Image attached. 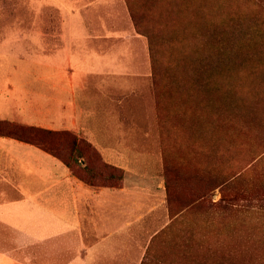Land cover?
<instances>
[{
    "label": "rangeland",
    "instance_id": "obj_1",
    "mask_svg": "<svg viewBox=\"0 0 264 264\" xmlns=\"http://www.w3.org/2000/svg\"><path fill=\"white\" fill-rule=\"evenodd\" d=\"M74 21L123 49L125 93L114 74L106 105L123 104L132 149L159 163L160 183L129 204L123 264H264V0H0V40ZM87 142L49 146L78 177L87 163L96 187H121Z\"/></svg>",
    "mask_w": 264,
    "mask_h": 264
},
{
    "label": "crops",
    "instance_id": "obj_2",
    "mask_svg": "<svg viewBox=\"0 0 264 264\" xmlns=\"http://www.w3.org/2000/svg\"><path fill=\"white\" fill-rule=\"evenodd\" d=\"M26 26L30 32L0 40V119L72 130L125 177L119 188L91 186L43 149L0 136V264H123L129 204L138 209L159 181V163L151 170L148 153L132 149L123 104L106 105L114 74L125 93L124 51L115 54L114 38L84 37L75 21L58 25L53 38Z\"/></svg>",
    "mask_w": 264,
    "mask_h": 264
},
{
    "label": "trees",
    "instance_id": "obj_3",
    "mask_svg": "<svg viewBox=\"0 0 264 264\" xmlns=\"http://www.w3.org/2000/svg\"><path fill=\"white\" fill-rule=\"evenodd\" d=\"M0 136H7V137H11V138L23 141V142L31 143L43 149L44 151L52 154L53 156L61 160L67 167H69L72 170L73 174L77 176L76 172L74 171V168L77 166L76 163H72L66 160L62 155L58 153L60 151L58 150V148L54 149L56 148L55 146H52V147L49 146L50 143H55L56 145H60V143L62 142L65 143L67 141L68 143L70 142V144L72 143L73 145H78V147L71 146V150L76 148V150L80 152V154H83L84 153V150L82 149L83 146L80 145L81 139H79L76 134L73 133L72 142H71L69 141L70 136L68 134L61 133L60 131L47 130V129H43V128L36 127V126H25V125H21L15 122L1 120L0 121ZM85 146H87V148H91L92 152L98 158H102L101 154L98 152L96 147H94L91 143L87 142ZM76 161H79V160L76 159ZM106 165L108 166V168H111L112 170H116L120 172V174L118 175V181L122 182L124 179V174H125L124 171L111 164L106 163ZM82 172L83 174L80 177L78 176L77 177L80 180L84 181L85 183L91 186H95L96 185L95 181L97 180V174L95 170L86 163V165L84 166V170ZM110 187L119 188L120 186L118 187L115 185H111Z\"/></svg>",
    "mask_w": 264,
    "mask_h": 264
}]
</instances>
